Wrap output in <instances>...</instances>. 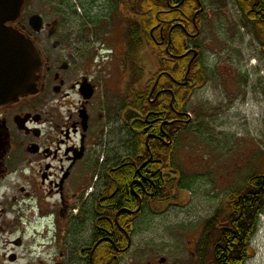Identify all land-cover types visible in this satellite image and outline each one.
<instances>
[{"label":"flooded vegetation","instance_id":"af4514ba","mask_svg":"<svg viewBox=\"0 0 264 264\" xmlns=\"http://www.w3.org/2000/svg\"><path fill=\"white\" fill-rule=\"evenodd\" d=\"M220 1L234 2L240 12L236 0H209L210 8L216 9ZM44 2L23 0L19 18L6 23L34 42L42 65L35 93L0 103V264H123L143 215V200L139 196L137 209L112 207L111 170L132 153L126 145L121 156H109L102 151V142L118 123L129 139L133 132L136 136L144 131V118L150 127L156 124V108L144 115L139 107L127 106V98L135 92L132 83L140 86L136 88L140 95L153 77L136 83L138 75L143 80L141 68L129 82L125 76H118L115 85L108 64L96 58L95 29L80 24L78 14H73L77 22L67 20L63 26L58 19L49 22L42 10ZM195 4L196 32L189 34L194 42L184 54L189 56L185 81L175 80L187 89L191 88L189 78L194 66L207 73L200 44L203 21L200 24L197 20H204L208 7L206 0H183L172 7L182 9L184 15ZM117 9H111L110 15ZM255 13L260 15L262 11L257 9ZM35 14L44 18L45 29L41 32L33 31L29 25ZM134 19L129 15L127 23ZM173 29L168 34V51ZM151 35L155 43L164 45V39L158 42L153 31ZM261 49L264 61V45ZM137 50L141 49L136 47ZM161 78L158 75L151 86V103H156L162 93L172 92L170 88L157 90ZM198 88L201 85L194 91ZM112 95L117 102H112ZM136 102L140 106L141 98ZM129 114L135 117L130 120ZM182 114L187 117L182 122L188 123L189 113ZM164 135L172 140L169 133ZM138 157L141 162V155ZM149 162L142 163L139 171ZM151 206L144 209L154 211ZM250 248L251 242V254Z\"/></svg>","mask_w":264,"mask_h":264},{"label":"rangeland","instance_id":"374dc122","mask_svg":"<svg viewBox=\"0 0 264 264\" xmlns=\"http://www.w3.org/2000/svg\"><path fill=\"white\" fill-rule=\"evenodd\" d=\"M91 1L45 0L42 10L49 22L58 19L63 26L78 14L80 24L95 29L96 58L108 64L115 85L118 76L129 82L141 68L139 84L154 77L159 71L156 44L149 40L135 52L123 6ZM206 3L200 44L208 78L194 91L187 107L189 126L174 141L175 173H170L178 180L177 198L144 210L123 264H162L161 257L165 264H199L195 248L206 221L264 168L263 50L234 2L220 1L216 9ZM111 9L117 11L110 15ZM121 126L103 137L102 151L109 156L125 153ZM263 238L261 233L252 241L248 264L264 262Z\"/></svg>","mask_w":264,"mask_h":264},{"label":"trees","instance_id":"16d2710c","mask_svg":"<svg viewBox=\"0 0 264 264\" xmlns=\"http://www.w3.org/2000/svg\"><path fill=\"white\" fill-rule=\"evenodd\" d=\"M111 1L117 7L123 6L128 16L135 17L134 20L128 21L130 28L128 36L136 44L135 46L144 47L149 40L155 43L152 39V31L158 42L161 39L165 40L164 45L155 43L158 73L149 81L148 87L145 86L146 84L143 86L140 95H138L140 91H136L137 89L133 87L135 92L127 98V106L139 107L144 115H147L149 110L156 108L158 112L155 116L156 124L150 127L144 118L142 123L144 131L136 136L133 132L131 139L129 136L127 137L126 145L131 149L132 154L128 159L121 161L119 165L116 164L115 169L111 170L110 177L112 207L137 209L140 196L143 200V214L146 205L164 204L177 198L175 188L178 180L176 176H171V173H175L172 170L174 141L189 126L188 123L182 122L187 118L186 114L182 113L187 112L194 88L204 84L207 73L194 66L189 78L191 88H188L190 89L175 82V80L185 81L189 56H181L187 53L190 44L194 42L189 34L196 32L193 23L196 4L193 5L194 9L185 10L186 7H184L185 14L183 15L182 9L178 11L172 8L175 5H180L183 0ZM236 1L239 3L241 12L239 13L244 20V25L249 26L250 29L252 27L251 31L254 37L261 45H264V0ZM187 2L183 3L184 6ZM257 9L262 11V14L257 15L255 13ZM202 21L203 18L198 17L197 22L202 24ZM162 29L163 31H161ZM171 29H173L172 44L168 51L166 46ZM158 75H161L162 78L157 90L170 88L172 92L162 93L156 103H151L148 96ZM138 82L136 80V83ZM139 98H141L140 106L136 102ZM134 117L135 114H129L130 120ZM165 133L172 136L170 144V139L164 135ZM158 136L165 138L166 142L159 139ZM130 140H132L131 143ZM140 155L141 162L138 157ZM151 156L152 159H150ZM147 160L150 162L139 171L140 165ZM148 193L153 196L150 197ZM260 212H264V168L253 173L246 187L229 195L225 205L223 204L206 221L195 248L198 263L247 264L250 257V242L259 227Z\"/></svg>","mask_w":264,"mask_h":264},{"label":"water","instance_id":"95a60500","mask_svg":"<svg viewBox=\"0 0 264 264\" xmlns=\"http://www.w3.org/2000/svg\"><path fill=\"white\" fill-rule=\"evenodd\" d=\"M22 6L23 0H0V103L15 101L21 95L36 92V81L42 65L40 53L31 39L6 25L19 18ZM29 25L35 32L43 31V16H31ZM188 74L189 70L186 77ZM166 261L165 257L160 258V263L165 264Z\"/></svg>","mask_w":264,"mask_h":264},{"label":"bare ground","instance_id":"6f19581e","mask_svg":"<svg viewBox=\"0 0 264 264\" xmlns=\"http://www.w3.org/2000/svg\"><path fill=\"white\" fill-rule=\"evenodd\" d=\"M257 263V262H256Z\"/></svg>","mask_w":264,"mask_h":264}]
</instances>
